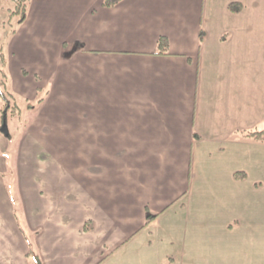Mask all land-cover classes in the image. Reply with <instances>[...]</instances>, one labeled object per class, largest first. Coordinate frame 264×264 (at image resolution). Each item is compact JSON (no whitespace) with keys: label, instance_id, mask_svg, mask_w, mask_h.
<instances>
[{"label":"crops","instance_id":"0c3cea01","mask_svg":"<svg viewBox=\"0 0 264 264\" xmlns=\"http://www.w3.org/2000/svg\"><path fill=\"white\" fill-rule=\"evenodd\" d=\"M28 1L0 264H264V0Z\"/></svg>","mask_w":264,"mask_h":264},{"label":"trees","instance_id":"16d2710c","mask_svg":"<svg viewBox=\"0 0 264 264\" xmlns=\"http://www.w3.org/2000/svg\"><path fill=\"white\" fill-rule=\"evenodd\" d=\"M17 2V9L13 14H18V24L22 23L26 18L28 11V0H15ZM119 0H105L107 5H112ZM232 11H239V7L236 5L230 6ZM14 31V30H13ZM168 40L166 37H161L159 40V46L162 52H166L168 48ZM0 99L4 102V107L1 112V125L0 128L3 129L4 124L8 125L9 118H21L23 115V111L25 110L27 113L29 110L35 108L34 104L31 102H27L24 104V101H21L17 95L9 88V76L7 72V53L5 50L0 52ZM42 102V99L39 100V103ZM25 124L27 123V119H25ZM7 136L10 137V132L7 126ZM245 137L258 141L264 142V130H250L245 132ZM157 215H149L147 219V224H149ZM25 238L29 244V251L27 252V257L29 260V264H43L39 254L33 249L32 241L29 239V235L24 228H21Z\"/></svg>","mask_w":264,"mask_h":264},{"label":"rangeland","instance_id":"374dc122","mask_svg":"<svg viewBox=\"0 0 264 264\" xmlns=\"http://www.w3.org/2000/svg\"><path fill=\"white\" fill-rule=\"evenodd\" d=\"M17 9V2L15 0H0V52L5 50L9 36L11 35V31L16 27L18 24L19 16L18 14H13ZM4 102L0 99V125H1V115H2V108L4 107ZM25 110L23 111V115H21V118H9L8 119V129L10 132V137L7 136V133L0 128L1 133L6 136V139L9 140H17L19 135L22 132L23 127L25 126ZM13 152V149L9 150V154ZM6 171L2 172L3 179L7 181V185H9V191L12 194H15L14 187L10 186L12 185V177L13 173L11 170L12 160L10 159V156H6ZM15 197V196H13ZM18 202L15 201V207L17 208L16 216L18 217V225L19 227L23 228L24 224L23 221H21V213L20 210H18L19 206L17 204ZM19 211V212H18ZM22 224V225H21ZM22 231V230H21ZM25 236V235H24ZM29 239L33 240V237H29ZM29 246V244H28ZM34 249V248H33ZM35 250V249H34ZM29 249L27 250V252ZM27 256V254H26ZM28 258V257H27Z\"/></svg>","mask_w":264,"mask_h":264},{"label":"water","instance_id":"95a60500","mask_svg":"<svg viewBox=\"0 0 264 264\" xmlns=\"http://www.w3.org/2000/svg\"><path fill=\"white\" fill-rule=\"evenodd\" d=\"M3 130L7 133L8 130H7V124L5 123L4 126H3Z\"/></svg>","mask_w":264,"mask_h":264}]
</instances>
